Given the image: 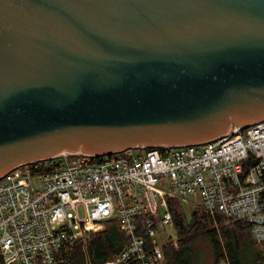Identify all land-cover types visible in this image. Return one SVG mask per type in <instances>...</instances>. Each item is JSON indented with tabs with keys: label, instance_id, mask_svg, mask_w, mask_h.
<instances>
[{
	"label": "water",
	"instance_id": "water-1",
	"mask_svg": "<svg viewBox=\"0 0 264 264\" xmlns=\"http://www.w3.org/2000/svg\"><path fill=\"white\" fill-rule=\"evenodd\" d=\"M262 120L264 0H0V177Z\"/></svg>",
	"mask_w": 264,
	"mask_h": 264
},
{
	"label": "built area",
	"instance_id": "built-area-1",
	"mask_svg": "<svg viewBox=\"0 0 264 264\" xmlns=\"http://www.w3.org/2000/svg\"><path fill=\"white\" fill-rule=\"evenodd\" d=\"M190 194L263 243L264 120L204 144L63 152L16 167L0 177V252L7 264H57L63 247L117 217L127 245L104 264H161L164 246L178 245L168 198Z\"/></svg>",
	"mask_w": 264,
	"mask_h": 264
},
{
	"label": "trees",
	"instance_id": "trees-1",
	"mask_svg": "<svg viewBox=\"0 0 264 264\" xmlns=\"http://www.w3.org/2000/svg\"><path fill=\"white\" fill-rule=\"evenodd\" d=\"M168 204L178 245L171 242L164 246L161 264H193L198 258L195 246L200 237L209 241L214 264H221L222 260L229 264H264V242L258 243L252 238L246 222L233 220L220 212L211 213L202 205L194 208L188 216L184 202L171 197ZM104 224L103 230L90 231L75 245L63 247L57 264H104L119 254L127 245L120 221L113 217ZM0 264H7L1 252Z\"/></svg>",
	"mask_w": 264,
	"mask_h": 264
},
{
	"label": "rangeland",
	"instance_id": "rangeland-1",
	"mask_svg": "<svg viewBox=\"0 0 264 264\" xmlns=\"http://www.w3.org/2000/svg\"><path fill=\"white\" fill-rule=\"evenodd\" d=\"M72 157H70L71 159ZM188 216L191 215V211L201 204V198L197 194H190L187 197V201L184 203ZM169 236L173 239H176L175 230H168ZM196 249L198 252V258L193 264H214V255L209 241L205 238L200 237L196 241ZM84 252L87 255L85 248L83 247ZM221 264H229L227 260H222Z\"/></svg>",
	"mask_w": 264,
	"mask_h": 264
},
{
	"label": "bare ground",
	"instance_id": "bare-ground-1",
	"mask_svg": "<svg viewBox=\"0 0 264 264\" xmlns=\"http://www.w3.org/2000/svg\"><path fill=\"white\" fill-rule=\"evenodd\" d=\"M93 155V154H92ZM97 156H101V155H97ZM174 228H175V226H174Z\"/></svg>",
	"mask_w": 264,
	"mask_h": 264
},
{
	"label": "crops",
	"instance_id": "crops-1",
	"mask_svg": "<svg viewBox=\"0 0 264 264\" xmlns=\"http://www.w3.org/2000/svg\"><path fill=\"white\" fill-rule=\"evenodd\" d=\"M185 203V202H184Z\"/></svg>",
	"mask_w": 264,
	"mask_h": 264
}]
</instances>
